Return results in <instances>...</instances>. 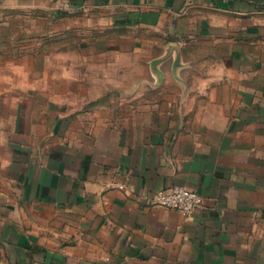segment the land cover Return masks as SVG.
<instances>
[{
    "label": "crops",
    "instance_id": "1",
    "mask_svg": "<svg viewBox=\"0 0 264 264\" xmlns=\"http://www.w3.org/2000/svg\"><path fill=\"white\" fill-rule=\"evenodd\" d=\"M0 264H264V0H0Z\"/></svg>",
    "mask_w": 264,
    "mask_h": 264
},
{
    "label": "built area",
    "instance_id": "2",
    "mask_svg": "<svg viewBox=\"0 0 264 264\" xmlns=\"http://www.w3.org/2000/svg\"><path fill=\"white\" fill-rule=\"evenodd\" d=\"M153 204L189 214L202 205V196L199 192L184 185H175L159 190Z\"/></svg>",
    "mask_w": 264,
    "mask_h": 264
},
{
    "label": "rangeland",
    "instance_id": "3",
    "mask_svg": "<svg viewBox=\"0 0 264 264\" xmlns=\"http://www.w3.org/2000/svg\"><path fill=\"white\" fill-rule=\"evenodd\" d=\"M46 28V27H45ZM44 28V29H45ZM29 30H32L31 28H28ZM41 30H43V28H41ZM13 31H16V28H13ZM15 33H17V32H15ZM38 42H39V39L37 40ZM40 43H37L36 42V46H38ZM48 45H51L52 47H55V46H57V47H61L63 50L65 49L64 47L65 46H70V48L72 47V45L73 46H76V45H78V42H77V40L75 41L74 39L73 40H71V39H68V40H66L65 38H60V39H58L57 40V42H53V44L52 43H50V44H48ZM48 45L47 44H43V45H41V46H46V49L48 48ZM77 62H80V60H76ZM114 72V71H113Z\"/></svg>",
    "mask_w": 264,
    "mask_h": 264
},
{
    "label": "water",
    "instance_id": "4",
    "mask_svg": "<svg viewBox=\"0 0 264 264\" xmlns=\"http://www.w3.org/2000/svg\"><path fill=\"white\" fill-rule=\"evenodd\" d=\"M175 47V46H174ZM158 61V60H157Z\"/></svg>",
    "mask_w": 264,
    "mask_h": 264
}]
</instances>
